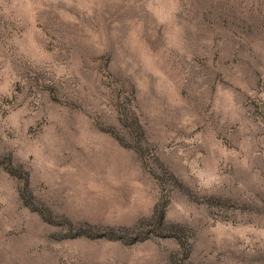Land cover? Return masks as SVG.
<instances>
[{
  "label": "rangeland",
  "instance_id": "rangeland-1",
  "mask_svg": "<svg viewBox=\"0 0 264 264\" xmlns=\"http://www.w3.org/2000/svg\"><path fill=\"white\" fill-rule=\"evenodd\" d=\"M0 264H264V0H0Z\"/></svg>",
  "mask_w": 264,
  "mask_h": 264
}]
</instances>
